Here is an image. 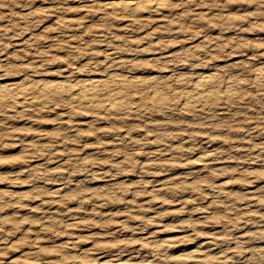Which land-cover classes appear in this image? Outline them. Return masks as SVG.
<instances>
[{"label": "rangeland", "instance_id": "obj_1", "mask_svg": "<svg viewBox=\"0 0 264 264\" xmlns=\"http://www.w3.org/2000/svg\"><path fill=\"white\" fill-rule=\"evenodd\" d=\"M261 66L264 0H0V86L44 84L0 103V264H264ZM205 75L237 93L189 111ZM93 78L131 110L66 96Z\"/></svg>", "mask_w": 264, "mask_h": 264}, {"label": "bare ground", "instance_id": "obj_2", "mask_svg": "<svg viewBox=\"0 0 264 264\" xmlns=\"http://www.w3.org/2000/svg\"><path fill=\"white\" fill-rule=\"evenodd\" d=\"M103 4H105V3H103ZM103 4H99V6L102 5V8L103 9H105L107 11H110L112 13L113 12L115 13L116 11L117 12H120L118 10H121V11H124L125 13L126 12L127 13L129 12L130 15H132L134 17H138V16L142 17L141 15L143 13L142 12L143 10H140V9H143V8H142L141 5L139 6L140 3H138V1L137 2H135V1L121 2V6H120V2L119 3L113 2V3L106 4V5H103ZM149 5H152V6H150V10H152V7H155V6H153V4H149ZM157 5H159V4H157ZM157 5H156V8H158V9L159 8H162V7H159ZM146 6L149 7L148 5H146ZM146 6L144 5V7H146ZM156 8H154V10H156V12H158L157 11L158 9H156ZM103 9H101V10H103ZM144 12H145V10H144ZM255 73H256V77H257L255 79H258L260 83H263L264 82V66L258 67L256 69V72ZM122 81H125V80H122ZM212 81L213 80H212L211 75H205V76L200 77L195 82L194 88H193L192 91H184L182 93L183 94V97H182L183 98L182 99L183 100V105L182 106H184L189 111H193V110H195L197 108H200V107L205 108V106H206L207 103H210V104L213 103L214 104L215 101H217V100L219 101L220 99H223L224 97H226V98L227 97H230V96L232 97V96H234L237 93L236 89L233 88V87H231L230 85H226L225 88H223L222 90H218L215 87L213 88V85H211V82ZM35 84H34V86L30 85L32 87L27 86V85H25L26 87L25 86L24 87H20V86L16 85L15 83L14 84L13 83H11V84L9 83V84L1 85L0 86V103H3V104L5 103L6 105L8 104L9 107L10 106H15L14 108H16V107H24V109L25 108H28L29 109L30 106H31L30 108H32V103L36 99L38 100V98H36V95L34 96V93H32L33 90H35V87L38 85L37 84L35 86ZM78 84H79V86L78 87H75V89H73L71 87L73 90L70 88L69 89V92L67 91L68 94L66 96L72 98V100H74L75 102L77 101V103L82 104V106H83V104L84 105H87V108H90L93 111H97V113L98 112H101V114H102V112L103 113L104 112H107V114H109L108 112L109 111L112 112L113 110H115V112L117 111V113H122V114L123 113H126L127 114L128 111L131 110L130 101L128 102V99H126V97H124V96L123 97H119L121 92H118L119 94L112 92L113 91L112 88H114V87H111V86H113V85H110L109 82L107 80H105V79H102V78H93V79H88V80H86V79L83 80L82 79V81H79ZM19 85H21V84H19ZM41 85L43 86L44 84L41 83ZM41 85L39 84V86H41ZM260 85H262V84H260ZM39 86H37V88ZM54 86H55V84L52 86L53 89H52L51 85L50 86L49 85H46L44 88H42V91L44 92L43 95L44 94L51 95L50 93L59 90V88L57 90H54ZM114 86L116 87V85H114ZM67 87H68V85H67ZM119 87H120V85L118 86V88ZM122 88H123V86H122ZM122 88H119V91H120V89H121V91H123ZM117 89H115V90H117ZM101 92H104V94H105L104 100H103V98L101 99V97L99 98V96L101 95L100 94ZM61 93H64V95H62V96H65V92H61ZM122 94H124V93H122ZM152 98H153V101L155 100V103H156V101H157V103H161V104H167V103L170 102V101H168V99H166L163 95L159 94L157 91H154V93L152 94ZM169 99H170V97H169ZM37 100L35 102H38ZM33 106H34V104H33ZM201 160H203V161L206 160V162L208 161L207 160V157H201ZM162 245L164 247L166 246L164 244H162ZM154 247H155V245H154ZM154 249H156V248H154ZM157 249H158V247H157ZM159 249H161V245H160ZM164 249H166V248H164ZM204 250H202V249L195 250L194 251V255H193L194 259H196V258L201 259V257L207 256L209 254L208 253L209 250H208V252L207 251H204ZM158 252H160V250Z\"/></svg>", "mask_w": 264, "mask_h": 264}]
</instances>
